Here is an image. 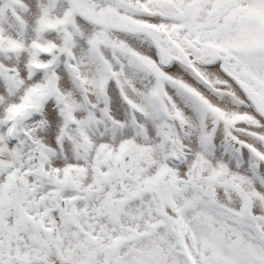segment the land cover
I'll return each mask as SVG.
<instances>
[{"label": "snow or ice", "instance_id": "obj_1", "mask_svg": "<svg viewBox=\"0 0 264 264\" xmlns=\"http://www.w3.org/2000/svg\"><path fill=\"white\" fill-rule=\"evenodd\" d=\"M0 264H264V0H0Z\"/></svg>", "mask_w": 264, "mask_h": 264}]
</instances>
